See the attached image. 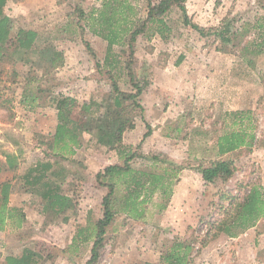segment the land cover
Returning <instances> with one entry per match:
<instances>
[{
	"label": "rangeland",
	"instance_id": "rangeland-1",
	"mask_svg": "<svg viewBox=\"0 0 264 264\" xmlns=\"http://www.w3.org/2000/svg\"><path fill=\"white\" fill-rule=\"evenodd\" d=\"M122 1L135 8L137 19L146 15L148 0ZM77 4L89 14L100 7L101 0H8L4 9L14 29L33 28L39 33V41L31 72L35 79L29 80V66L16 61L17 56L0 65V159L4 161V149L20 147L12 151L17 166L7 167L0 180H12L15 185L10 203L23 208L27 215L22 227L8 226L0 231V264L6 255L17 254L24 246L44 256L51 253L44 264H85L91 243L73 249L75 224L86 225L89 216H101L108 189L96 182V175L107 165L122 163L115 149L98 145L94 137L84 133L75 152L61 158L69 172L64 191L77 208L68 218L44 213L41 200H35L20 179L30 164L52 157L47 153L54 138L57 107L50 104L47 94L75 97V118L82 122L89 116L80 108L84 102L103 99L114 91L106 69L101 71L97 64H103L107 40L95 34L85 20L76 21ZM186 6L192 21L209 33L203 35L185 25L175 6L166 15L171 29L165 36L150 40L140 37L135 42L134 74L144 90L139 97L141 106L127 108L135 127L123 137L136 153L131 161L136 168L161 170L174 163L182 166V171L162 212H158L154 198L145 204L142 219L118 214L106 233L98 264L156 262L168 240L192 232L203 237L208 230L206 222L222 217V206L243 200L251 186L264 185V53L256 57L253 67L247 66L231 44L220 49L221 40L214 32V28L228 24L236 28L253 23L264 15V0H186ZM254 36L251 32L245 41ZM85 40L95 52L86 48ZM122 47L116 45L114 53L126 56ZM53 49L64 52V65H51ZM119 84L124 91H134L126 75L119 78ZM25 88L28 96H23ZM22 98L26 99L24 104L20 103ZM23 109L30 114L28 119H21L26 114ZM235 110L252 112L245 126L256 139L251 147L223 156L233 161L235 172L230 179L206 182L198 166L218 157L216 140L220 134L239 127L229 115ZM12 113L19 119L6 125ZM148 126L152 131L144 138ZM201 216L207 217L203 223H199ZM195 262L264 264V221L248 229L246 236L222 234L210 239L196 254Z\"/></svg>",
	"mask_w": 264,
	"mask_h": 264
},
{
	"label": "trees",
	"instance_id": "trees-1",
	"mask_svg": "<svg viewBox=\"0 0 264 264\" xmlns=\"http://www.w3.org/2000/svg\"><path fill=\"white\" fill-rule=\"evenodd\" d=\"M7 1L0 0V65H6L11 56L13 59L17 56L16 61L29 66L31 76L29 80L35 79L31 72L34 70L39 33L33 28L14 29L10 24L9 15L4 12ZM175 6L179 8L185 25L196 28L203 35H208L209 32L205 28L194 23L190 18L186 0H148L146 15L138 16V19L135 17L137 14L135 8L122 0H101L100 7L94 8L89 14L80 4L75 6L74 13L78 17L76 21L85 20L86 25L95 34L107 40L103 64L100 62L97 64L99 68L101 67V71L106 69L105 74H109L112 79L114 91L103 99L84 102L80 108L89 116H86L82 122H78L75 118L74 111L78 106L75 97L47 94L46 97H50L48 99L52 101L50 104L57 107L58 118L53 142L49 143L50 151L47 153L52 157L41 158L30 164L20 179L28 189H31L32 195L36 196L35 200H41L44 213L51 216L64 214V217L68 218L69 213L75 214L77 208L73 205L72 197L64 191L69 172L63 166L61 158L67 153L75 152L76 147L81 145L84 133L94 137L98 145L117 151L122 163L107 165L96 175V182L108 189L102 199L101 216L96 219L89 216L86 225L80 222L75 224L71 240L73 249H78L82 243H91L85 264L99 263L100 250L105 244L106 233L118 214L125 213L128 218L142 219L145 217V204L153 201L154 198L157 199L154 203L158 212H162L170 201L173 185L182 171L183 167L175 166L174 163L162 166L161 170L136 168L131 162L136 153L123 141L125 131L135 127L134 116L127 112V108L141 106L139 97L144 90L142 82L134 74L135 42L140 37L150 40L156 35L165 36L171 29L166 15ZM214 32L221 40L220 49L231 44L247 66L253 67L256 57L264 53V15L258 16L253 23L246 22L236 28L228 24L220 29L214 28ZM251 32L255 36L245 41ZM126 36L129 38L127 39ZM85 41L86 48L95 52L92 44ZM116 45L123 46L126 56L114 53ZM49 61L54 67L64 65V52L58 49L51 50ZM125 75L133 84L132 92L121 89L119 78ZM26 88L23 90V96H28ZM39 90L43 89L39 88ZM229 115L232 116L233 123L239 127L220 134L216 140L218 157L211 160L208 165L198 166L206 182L230 179L235 172L233 161L223 156L245 146L251 147L256 139V134L248 131L245 126L246 120L250 122L251 111L235 110ZM148 128L144 138L151 134L150 126ZM5 155L6 160L0 159V175L7 167L17 166L14 154L5 152ZM14 185L11 179L0 180V231L8 226L20 228L27 218L23 208L12 206L10 203ZM222 208V217L206 222L208 230L203 237L195 236L194 232L185 237H174L168 240L166 248L162 249L156 262L145 264H195L196 254L209 244L210 239L222 234L235 238L246 233L248 229L264 221V185L251 186L243 200L230 201L229 205ZM206 219V216H201L199 223H203ZM51 256V253L44 256L33 247L24 246L19 253L6 255L2 264H44Z\"/></svg>",
	"mask_w": 264,
	"mask_h": 264
},
{
	"label": "crops",
	"instance_id": "crops-1",
	"mask_svg": "<svg viewBox=\"0 0 264 264\" xmlns=\"http://www.w3.org/2000/svg\"><path fill=\"white\" fill-rule=\"evenodd\" d=\"M25 100H26V99H23V98H22V99L20 100V103H21V104H24V103H25ZM23 106H24V105H23ZM23 111H24L26 114H23V113H22L23 116H22L21 119H22V120H23V119H28V116H29L30 114L27 115V110H26V109H23ZM12 114H13V115H11V117H10L11 120H7L6 125H12V123L14 122V119H15V121H18L19 116H15L14 113H12ZM55 115H56V118H57V114H55ZM57 122H58V118H57V121L55 122V130H56ZM21 124H23V123H21ZM17 149H20V147H18V148H16V147H15V148H11V150H5V149H4V152H3V153H4V154H5V152H11V153H13L12 151H15V152H16ZM3 157H4V160H6V155H4ZM10 200H11V199H10ZM247 233H248V230L246 231V233L244 232L242 235H240V236H238V237H242V236H244V235L246 236ZM230 238H231V237H230ZM235 238H237V237H235ZM207 246H208V245H207ZM207 246H206V247H207ZM206 247H204V248H206ZM204 248H202V250H203Z\"/></svg>",
	"mask_w": 264,
	"mask_h": 264
}]
</instances>
